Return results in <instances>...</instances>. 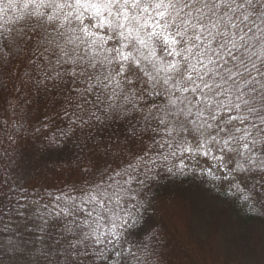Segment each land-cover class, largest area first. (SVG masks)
<instances>
[{"label": "snow or ice", "instance_id": "snow-or-ice-1", "mask_svg": "<svg viewBox=\"0 0 264 264\" xmlns=\"http://www.w3.org/2000/svg\"><path fill=\"white\" fill-rule=\"evenodd\" d=\"M0 101L16 131L37 110L66 119L45 147L74 148L79 177L51 206L0 181L12 264H145L128 240L144 189L185 160L264 206V0H0Z\"/></svg>", "mask_w": 264, "mask_h": 264}, {"label": "trees", "instance_id": "trees-1", "mask_svg": "<svg viewBox=\"0 0 264 264\" xmlns=\"http://www.w3.org/2000/svg\"><path fill=\"white\" fill-rule=\"evenodd\" d=\"M18 119L19 116L13 115L7 110V104L0 101V121L8 122L7 127L0 125V181L27 189L21 193L27 197L22 203L38 200L40 205L51 206L56 195L67 191L68 185L79 182L74 171L76 150H65L57 159L56 154L61 150L45 147L48 136L66 128L68 122L62 116L53 113L45 115L43 110H37L28 113L24 117V126L16 131L12 123ZM42 124L46 126L41 127ZM9 134L13 140L8 139ZM52 161H56L55 166ZM158 163L170 166L178 164L179 160L173 159L170 164ZM185 163L188 167L184 174L171 175L164 168H159L158 180L149 181V187L144 189L147 206L128 240L132 245H138L141 252L147 247L145 264H167L173 258L184 264H206V257L200 256L215 251L226 254L233 263L264 264V206L257 204L253 210L248 203L237 198L234 189L229 191L226 182L213 181L201 175L203 167L191 160H185ZM49 192L53 196H48ZM174 201L181 204L182 213L174 207L167 208ZM132 203L134 201L129 202L127 207H131ZM5 204L7 206H0L3 223L15 228L20 223V218L15 215V200ZM176 215L192 225L186 231V242L193 245L190 252L173 238L176 232L172 229L177 228H167L163 223V219L166 221ZM34 223L39 224V220ZM153 229L157 233L155 237L151 235ZM7 235L0 240H7ZM17 238L29 240L35 235L21 231ZM4 259L8 260V257Z\"/></svg>", "mask_w": 264, "mask_h": 264}, {"label": "rangeland", "instance_id": "rangeland-1", "mask_svg": "<svg viewBox=\"0 0 264 264\" xmlns=\"http://www.w3.org/2000/svg\"><path fill=\"white\" fill-rule=\"evenodd\" d=\"M199 165H201L203 168L207 167V165L203 162V160H201V162L199 163ZM171 206H167V208L171 209V208H175L177 211H182V206L180 203H176L175 201L173 203L170 204ZM165 212H169V211H165ZM186 222V223H185ZM163 223L164 225L168 228L172 227V228H177L175 230L172 229V232H176L173 235V238L176 239L177 241H179V243L181 244L182 248H186L190 250H193V245H189V243H187L186 241H188L187 238V228L189 227L192 228V225L190 222H188L185 219L179 218L177 215L176 217H172V218H167L166 221H164L163 219ZM196 223V222H195ZM197 226V225H196ZM189 231V230H188ZM6 242V240H3ZM206 254V253H205ZM203 254L202 258L206 257V264H237V263H233L230 259H228L227 255L224 253H217L215 252H211L210 255H205ZM222 254V257H221ZM6 256H4L5 258ZM167 264H184L182 261H176L175 258L171 259L169 262H167ZM185 264H187L185 262ZM260 264V263H258Z\"/></svg>", "mask_w": 264, "mask_h": 264}, {"label": "clouds", "instance_id": "clouds-1", "mask_svg": "<svg viewBox=\"0 0 264 264\" xmlns=\"http://www.w3.org/2000/svg\"><path fill=\"white\" fill-rule=\"evenodd\" d=\"M0 264H12L11 261L4 259V253L2 251H0Z\"/></svg>", "mask_w": 264, "mask_h": 264}]
</instances>
